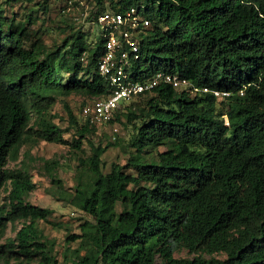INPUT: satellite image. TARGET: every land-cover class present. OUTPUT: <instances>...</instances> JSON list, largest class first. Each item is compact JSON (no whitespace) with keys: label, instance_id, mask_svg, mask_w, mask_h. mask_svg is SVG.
Listing matches in <instances>:
<instances>
[{"label":"trees","instance_id":"16d2710c","mask_svg":"<svg viewBox=\"0 0 264 264\" xmlns=\"http://www.w3.org/2000/svg\"><path fill=\"white\" fill-rule=\"evenodd\" d=\"M54 1L0 0V240L9 223H21L0 244V260L59 264L41 223H63L53 209L27 201L37 187L33 156L26 151L17 168L8 167L24 145L45 140L78 155L71 188L56 173L57 157L39 165L50 193L88 217L80 233L65 237L73 263L264 264V0H90L88 9L84 0H59L60 12L84 9L87 22L99 24L93 37L91 24L47 26L39 12L50 14ZM18 3H26L23 15L6 8ZM131 7L150 20L136 35L140 80L171 72L230 95L161 83L122 104L113 122L130 127V155L105 172L102 155L117 142L94 141L103 124L80 121L64 101L63 128L51 109L71 95L91 102L110 93L98 66L106 42L99 18ZM182 248L193 256L176 257Z\"/></svg>","mask_w":264,"mask_h":264},{"label":"rangeland","instance_id":"374dc122","mask_svg":"<svg viewBox=\"0 0 264 264\" xmlns=\"http://www.w3.org/2000/svg\"><path fill=\"white\" fill-rule=\"evenodd\" d=\"M90 0L82 1V5H85L86 8H90ZM26 3H18L15 4L14 7L10 5H6V8H9L8 11L11 13L12 11H17L18 13L24 14ZM30 5V4H29ZM52 9L50 14H45L44 12L40 11L39 14L42 16L41 18L46 20L47 26L56 27L58 24H65V22H75L78 26L84 24V29H88L91 23L87 22L86 15L84 14V9L80 8H73L68 10L66 13L62 11V8L65 6V1H54L51 4ZM11 8V9H10ZM55 20V21H51ZM49 18V19H48ZM60 21V22H59ZM42 20H39V24H41ZM90 30V37H93L94 32L98 36L101 34V27L99 24L93 23L91 24ZM47 38H51V36H58V30L55 29L52 31V35L49 33H44ZM91 99H87L81 95H71L64 99H59L57 103L52 107L51 112L55 117V121L58 122L63 128H67L69 126V119L67 110L64 106V101H67L75 115L79 118L80 121L83 120L82 108L86 102L90 101ZM119 130L117 132H112L113 126L111 125H103L98 127V132L93 135L94 141L97 143L98 141L105 143L108 140H112L117 142V144L111 148H109L103 155H102V166L105 172H108L111 168L113 162L118 161L125 163L126 160L129 158L130 152L126 145V139L129 137L130 127L121 124L120 122L117 123ZM74 131H72L73 133ZM68 138H71L72 135L70 132L66 133ZM161 149H165V147H161ZM71 147L68 145H63L60 143H52L45 140L39 141L37 144L29 146L28 144L24 145L21 149V154L18 160H10L9 166L11 169H15L21 163L25 156V152L29 151L30 154L34 158L33 165L30 166V171L32 173L33 178L36 180V189L30 191L28 194L27 201L33 204L40 205L42 207H48L53 209V218L57 221H61L63 226H52L50 224L41 223L44 228V232L50 238L55 240V249L54 253L56 254L59 264H76L73 263V257L71 254L65 256V237L70 232H81L80 224L88 218L87 215L77 209L76 207L72 206L68 202L64 200L56 199L49 191L51 187L50 177L47 175L46 172L43 171L39 165L41 164L42 157L51 158L57 157L60 160V165L56 169V173L58 177H60L63 181V185L71 188V186L75 183L76 173H77V164H78V155L73 154ZM80 155L87 158L89 155L92 154L90 145L84 143L83 149L79 151ZM42 222V221H41ZM21 227V223L18 222L17 225L14 227L12 224L9 225L7 230L6 237L3 241H6L8 238H14L16 235V230ZM78 243L74 242L72 244L73 247H77ZM220 257L225 256L224 254H216ZM176 257H188L193 256L190 254L187 249L182 248L179 251L175 252ZM1 264H15V259L10 260L8 263H1Z\"/></svg>","mask_w":264,"mask_h":264},{"label":"built area","instance_id":"2783aa9c","mask_svg":"<svg viewBox=\"0 0 264 264\" xmlns=\"http://www.w3.org/2000/svg\"><path fill=\"white\" fill-rule=\"evenodd\" d=\"M104 27L105 52L99 61V71L110 84L106 97L86 103L82 114L99 124L113 126L112 132L119 130L113 122L114 112L124 103L138 95L151 91L161 83L174 87L189 86L188 79L171 72L157 71L152 76L140 80L141 71L136 69L140 59L138 33L150 24L149 18L131 7L125 12H106L99 18ZM205 91L208 88H204ZM220 95L219 91H214ZM224 94H227L225 92Z\"/></svg>","mask_w":264,"mask_h":264},{"label":"clouds","instance_id":"9594fccd","mask_svg":"<svg viewBox=\"0 0 264 264\" xmlns=\"http://www.w3.org/2000/svg\"><path fill=\"white\" fill-rule=\"evenodd\" d=\"M184 78H186V77H184ZM186 79H188V78H186ZM189 80V82H190V85L189 86H180V87H174L173 85V87L174 88H176V89H186V90H188V91H190V92H192V93H197V92H211V93H213L217 98H219V99H223V98H225V97H227V96H229L230 95V92L229 91H220V90H216V89H212V88H210V87H207L206 86V88H208V90L207 91H205L204 90V88L205 87H198L196 84H194L190 79H188ZM214 91H219L220 92V95H216L215 94V92ZM225 92H227V94H224ZM241 94H243V90H241V92H240ZM88 103V102H87ZM8 167H10L9 166V163H8ZM11 168V167H10ZM9 225H10V223L8 224V227H7V229H6V233H5V235L2 237V239L0 240V244H7V243H9V240L11 239V238H8L6 241H3V239L6 237V234H7V230H8V228H9ZM9 254V253H8ZM12 258V257H11ZM13 259V258H12ZM6 260H3V261H1L0 260V264L1 263H6L5 262Z\"/></svg>","mask_w":264,"mask_h":264}]
</instances>
